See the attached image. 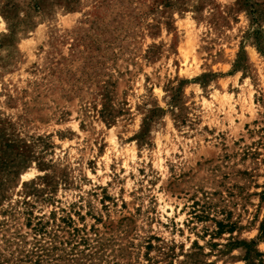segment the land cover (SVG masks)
I'll list each match as a JSON object with an SVG mask.
<instances>
[{
    "label": "rangeland",
    "instance_id": "obj_1",
    "mask_svg": "<svg viewBox=\"0 0 264 264\" xmlns=\"http://www.w3.org/2000/svg\"><path fill=\"white\" fill-rule=\"evenodd\" d=\"M260 49L264 0H0V264H264Z\"/></svg>",
    "mask_w": 264,
    "mask_h": 264
},
{
    "label": "trees",
    "instance_id": "obj_2",
    "mask_svg": "<svg viewBox=\"0 0 264 264\" xmlns=\"http://www.w3.org/2000/svg\"><path fill=\"white\" fill-rule=\"evenodd\" d=\"M260 51L262 52V53H264V49H260ZM42 247V246H41ZM35 247L36 249L35 250H32L29 254L27 253L26 255H25V258H27L26 260H24L25 261V263L26 262H29L28 264H32V262H31V256L32 255H35L36 256V259L33 261V262H35V263H38L41 259H40V256H41V254H42V250L44 251V248L42 247ZM12 264H16V263H12Z\"/></svg>",
    "mask_w": 264,
    "mask_h": 264
}]
</instances>
